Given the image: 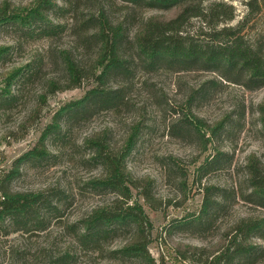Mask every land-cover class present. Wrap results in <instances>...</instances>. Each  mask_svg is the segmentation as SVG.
Wrapping results in <instances>:
<instances>
[{
    "label": "rangeland",
    "instance_id": "rangeland-1",
    "mask_svg": "<svg viewBox=\"0 0 264 264\" xmlns=\"http://www.w3.org/2000/svg\"><path fill=\"white\" fill-rule=\"evenodd\" d=\"M6 1L14 7H31L36 2L0 0V7ZM110 1L115 2L112 20L126 26L124 64L115 75L100 82L105 95L96 99V104L72 111L59 130L49 135L45 157L20 165L11 189L58 191L62 209L51 226L37 235H0V264H43L50 255L72 250V238L61 227L114 198L91 183L101 177L102 167L87 142L107 133L114 145L124 146L140 124L141 134L126 166L134 178L153 180L154 195L163 202L154 211L140 201L153 226L149 251L157 264H215V250L223 251L230 245L227 230L246 218L264 221V209L245 199L248 159L254 155L264 162V130L258 113L264 102V88L248 89L245 77H237L235 72L231 78L237 80L225 81L204 64L151 63L138 52L133 35L145 17L157 12ZM215 1L226 2L235 11L234 20L221 22L215 29L237 28L247 14L244 1L206 0L205 5ZM57 4L62 7V0ZM63 7L64 12L54 11L50 17L56 26L52 30L0 25V48L7 49L0 54V90L4 74L21 67L29 75L22 85L13 86L15 100L0 103V180L36 146L46 128L54 123L57 112L82 101L97 84L95 80L85 81L77 89L50 94L45 101L40 99L51 78L64 79L66 75L60 57L62 49H78L76 53L86 65L94 60L97 50L86 31L90 25L81 29L87 16L96 10L94 1L82 0L75 10ZM261 9L255 23L240 30L237 37L248 45L262 43L264 48V0ZM213 22L207 25L193 19L184 32L194 43L210 45ZM227 42L222 37L220 45ZM112 91L116 94L108 99ZM36 106L41 111L29 121ZM190 112L208 126L226 121L227 127L213 139L209 135L203 139L187 125ZM207 196L216 204L204 212ZM170 228H174L172 232ZM260 234L264 235V231ZM124 239L125 233H120L109 241L111 250L120 249ZM251 242L261 250L249 264H264V240L253 238ZM179 244L205 248L211 254L209 258L195 255L184 261L176 252ZM90 262L82 255L74 264H138L118 259Z\"/></svg>",
    "mask_w": 264,
    "mask_h": 264
},
{
    "label": "trees",
    "instance_id": "trees-1",
    "mask_svg": "<svg viewBox=\"0 0 264 264\" xmlns=\"http://www.w3.org/2000/svg\"><path fill=\"white\" fill-rule=\"evenodd\" d=\"M58 0H36L31 7H14L4 2L0 7V25L12 24L14 26L30 28L44 27L47 30L56 26L49 21L54 11L64 12L63 6L79 8L82 0H62L63 6L58 7ZM95 12L87 16V21L81 25L88 27L86 31L91 40L97 45L94 60L87 64L76 53L78 49H62L61 62L65 67V77L51 78L46 90L41 94V101H45L50 94L65 90L77 89L85 81L95 80L96 86L85 95L84 99L74 102L57 112L54 123L47 127L40 141L28 152L26 156L15 163L11 172L0 180V235L6 237L13 233L21 235H37L47 230L55 217L62 209V203L57 198L58 191L15 192L11 189L12 180L18 175L19 167L24 161L42 159L48 153L45 142L49 135L59 130L64 118L72 111L87 104L94 105L98 98L104 94L100 89L108 77L115 75L124 64L123 47L125 43L126 26L116 24L112 20V9L115 2L110 0H93ZM135 8L143 7L156 14L147 16L142 20L133 41L137 45L141 56L151 63H181L183 65L204 64L207 70L218 72L225 81L232 79L235 72L237 77H245L248 89L258 90L264 88V48L263 44H245L237 35L243 28L255 23L261 13L262 0H242L247 8V14L238 27L215 28L219 23L232 21L235 11L232 5L223 1H215L205 5L206 0H118ZM198 18L205 24L212 26L211 43L200 46L185 34L184 27L193 19ZM185 34L186 36H184ZM236 36V37H235ZM222 37L228 39L225 45H220ZM264 42V38L262 39ZM7 49L0 48V54ZM89 65V66H88ZM29 77L24 68H18L2 76L3 88L0 90V103L10 104L16 98L12 88L15 84L22 85ZM115 91L108 99H113ZM41 111L36 106L30 115L29 121L37 117ZM191 113V112H190ZM262 129L264 130V102L258 108ZM187 125L201 138L216 137L227 127L223 121L215 127L208 126L194 114L186 117ZM142 125L133 129L129 140L124 146L114 145L107 133L95 135L87 146L97 162L102 167L100 178L91 182L95 188L110 192L113 199L92 210L82 219L61 227L66 235L72 238L73 249L63 253L50 255L43 264H74L78 256L87 257L90 261L97 259L119 261H136L138 264H157L149 251L152 235V223L144 211L142 203L150 209L157 211L163 202L156 198L153 192L154 181L150 178H134L128 171L126 159L134 150L141 134ZM209 133V134H206ZM209 139L207 141H209ZM206 141V142H207ZM217 161V160H216ZM214 163V161H213ZM247 201L264 209V162L257 156H250L245 165ZM138 198H134V193ZM139 199V200H138ZM215 203L205 198V210L209 211ZM216 204V203H215ZM60 221V220H59ZM172 232L174 228H170ZM264 221L246 218L227 230L225 236H230V245L226 250H215L213 261L215 264H249L257 259L260 247L253 244L251 239H263ZM125 233V244L117 250H111L109 241L117 238L118 234ZM176 252L182 260H189L192 256L209 258L211 252L205 248L189 245H178ZM259 257V256H258Z\"/></svg>",
    "mask_w": 264,
    "mask_h": 264
}]
</instances>
